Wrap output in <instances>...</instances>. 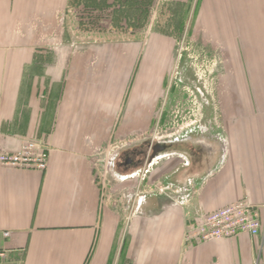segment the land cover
I'll return each mask as SVG.
<instances>
[{
  "label": "crops",
  "instance_id": "0c3cea01",
  "mask_svg": "<svg viewBox=\"0 0 264 264\" xmlns=\"http://www.w3.org/2000/svg\"><path fill=\"white\" fill-rule=\"evenodd\" d=\"M160 2L179 8L178 36L91 32L70 0H0V153L48 152L42 172L0 165V264H264V0ZM176 42L229 64L236 97L209 139L154 152L139 130ZM240 201L257 237L184 243L194 210Z\"/></svg>",
  "mask_w": 264,
  "mask_h": 264
},
{
  "label": "rangeland",
  "instance_id": "374dc122",
  "mask_svg": "<svg viewBox=\"0 0 264 264\" xmlns=\"http://www.w3.org/2000/svg\"><path fill=\"white\" fill-rule=\"evenodd\" d=\"M70 4L80 26L91 32L114 31L113 36L122 38L130 32L139 40L152 31L178 36L180 10L160 0H70ZM171 48L169 59L159 63L162 77L156 81L162 90L153 124L140 127V135L154 145L178 136L209 139L215 131L216 107L236 97L230 66L198 46L176 42Z\"/></svg>",
  "mask_w": 264,
  "mask_h": 264
},
{
  "label": "built area",
  "instance_id": "2783aa9c",
  "mask_svg": "<svg viewBox=\"0 0 264 264\" xmlns=\"http://www.w3.org/2000/svg\"><path fill=\"white\" fill-rule=\"evenodd\" d=\"M48 164V152L35 141L25 142L12 153H0V165L17 170L45 171ZM183 195V189L175 191ZM190 195L182 198L187 204ZM261 231L257 208L245 201L228 205L211 213L194 210L186 226L184 243L201 244L208 241L231 239L240 235L255 238ZM4 253L0 251V260Z\"/></svg>",
  "mask_w": 264,
  "mask_h": 264
},
{
  "label": "flooded vegetation",
  "instance_id": "af4514ba",
  "mask_svg": "<svg viewBox=\"0 0 264 264\" xmlns=\"http://www.w3.org/2000/svg\"><path fill=\"white\" fill-rule=\"evenodd\" d=\"M189 136H184V137H174L169 141H162L160 143H157L155 145L152 146V150L154 152H159V151H164L167 147V145L169 144H174V143H179L180 141H183L184 139H186ZM128 160V159H127ZM128 162V161H127ZM188 165V164H187Z\"/></svg>",
  "mask_w": 264,
  "mask_h": 264
}]
</instances>
